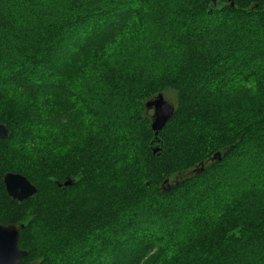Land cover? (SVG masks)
I'll use <instances>...</instances> for the list:
<instances>
[{"label": "trees", "instance_id": "obj_1", "mask_svg": "<svg viewBox=\"0 0 264 264\" xmlns=\"http://www.w3.org/2000/svg\"><path fill=\"white\" fill-rule=\"evenodd\" d=\"M131 32L149 42L121 53ZM168 89L155 136L145 103ZM0 122L19 264H85L93 235L89 264H264V0H0ZM7 172L36 193L9 197Z\"/></svg>", "mask_w": 264, "mask_h": 264}, {"label": "water", "instance_id": "obj_2", "mask_svg": "<svg viewBox=\"0 0 264 264\" xmlns=\"http://www.w3.org/2000/svg\"><path fill=\"white\" fill-rule=\"evenodd\" d=\"M211 3H216L217 0H210ZM233 5L234 0H226ZM147 110H152V120L150 128L157 136L158 132L163 129L174 112V106L168 102L162 93H158L153 98L145 103ZM8 129L0 122V139L6 138ZM158 148H153L152 152L155 153ZM211 160H220V152H215ZM202 168V163H200ZM3 184L6 193L12 199L23 201L33 196L37 188L36 186L23 174L17 172H7L3 176ZM64 186L72 184V180L67 178L63 183ZM166 184V185H165ZM59 186L61 184H58ZM164 189H169L170 184L167 180L163 183ZM22 225L17 224H2L0 223V264H19L20 260L26 256L27 250H23L18 246L19 231Z\"/></svg>", "mask_w": 264, "mask_h": 264}, {"label": "rangeland", "instance_id": "obj_3", "mask_svg": "<svg viewBox=\"0 0 264 264\" xmlns=\"http://www.w3.org/2000/svg\"><path fill=\"white\" fill-rule=\"evenodd\" d=\"M64 1H65V0H64ZM61 8H62L61 5H59V6H54V7H50V9L47 11V14H48V15H54V14H56ZM136 36H137V35H136L135 33H133V32H131V33L128 35V37L126 38V40H125V42H124V49H123V48L120 49V52H121V53L124 52V51H126V49H127L126 41L128 40V38H133V39H135L134 44H137L136 46L139 48V50L143 49V48L147 45V43L149 42L147 39H144V38H142V37H136ZM123 50H124V51H123ZM121 64H122V63H120V64H116V65H114L113 68H115V67H119V66H122L124 63H123L122 65H121ZM125 66H126V69H124ZM129 67H131V68L133 69V71H135L136 73H139V72H138V69H137L136 66H128L127 63H126V64L123 66V69L116 70V71H120V72H122V74H123L122 76H120L117 72H115V73L113 74V76L109 77L108 79H109L112 83H114V82L117 81L116 79H119V78H122V79H123V78H125V76L128 75ZM98 73H100V75L103 74V73L101 72V70H100ZM137 75H138V74H137ZM127 79H130V78L127 76ZM94 80H95V79H94V76H92L91 78H89V80H88L86 83H87V84H88V83H93ZM163 95H164V98H165L168 102H170L172 105L175 106V105L177 104L178 97H177V93H176L175 91H173V90H171V89H168V90H166V91L163 93ZM145 108H146V107H145ZM148 111H150V116H151V120H152V113H153V111H152V110H147V109H146V112H148ZM19 117H20V116H19ZM20 118L22 119V122H26L25 125H27V123L31 120V117H28V118L20 117ZM29 123H30V122H29ZM150 124H151V122H150ZM16 127H18V126H15L14 128H16ZM15 130H16V129H15ZM154 146H158V145H154ZM150 149H151V146H150ZM250 150H253V149H250ZM254 150H255V149H254ZM255 151H256V150H255ZM23 156H24V153H22L21 156L12 159V162H13V163H21V162H22V158H21V157H23ZM243 162H245V161H243ZM247 165H250V166H251V163H248V162H247ZM242 166H243V164L236 165V167L233 169V171H235V172H239L240 167H242ZM241 170H243V168H241ZM146 184H148V182H146ZM140 217L145 218V214H144V212H143V214H142ZM142 218H141V219H142ZM139 220H140V219H139ZM139 220H137L135 223H134V222H132V223H134V225H136V223H137ZM125 223H126V222H122V221H120V222L118 223V224H120V225H118V229H121V228H125V229H126V228H128L129 226H126ZM161 226L164 227L163 224H159V225H157L155 228L158 229L159 231L164 230L163 227H161ZM38 228H39V227H38ZM131 228H132V227H131ZM144 229H145V228H143V229L141 228V229H139V230L132 229L131 231L128 230V232H129V234H130V233L133 234V233H137V232H142ZM121 230H122V229H121ZM94 232H95V230H94ZM122 232H123V234H124V233H125V230H123ZM119 233H120V232H119ZM120 235H122V234H121V233L118 234V235L116 236V238H118ZM111 236H112V235H111ZM111 236H107V237H106V240H109V238H111ZM90 237H91V239H89V240L86 241L85 249H87V250H86V252L84 251V253H86V254H92V253H93V254L90 255L89 257H86V263H85V264H89V260L93 259L94 257H98V256L100 255V253H102V252L104 251V249H103L101 246L105 245L104 243H106V242H104V240H101V241H99V242H96L98 236L93 235V236H90ZM116 238L113 237L112 239H113V240H116ZM47 247H48V246H46V248H47ZM46 248H45V249H46ZM45 249L41 250V254L45 253ZM76 249H77V247L70 248L67 257H69V258H70V257H77L78 255H77V253L75 252ZM63 260H64V258H63ZM41 261H42V258L39 257V258L35 259L34 261L29 262L28 264H40ZM55 264H59V262H55ZM63 264H64V261H63ZM79 264H83V263H80V262H79Z\"/></svg>", "mask_w": 264, "mask_h": 264}]
</instances>
